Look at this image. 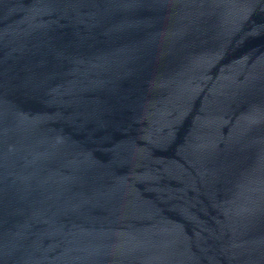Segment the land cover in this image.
Returning a JSON list of instances; mask_svg holds the SVG:
<instances>
[{
    "label": "water",
    "instance_id": "95a60500",
    "mask_svg": "<svg viewBox=\"0 0 264 264\" xmlns=\"http://www.w3.org/2000/svg\"><path fill=\"white\" fill-rule=\"evenodd\" d=\"M0 264H264V0H0Z\"/></svg>",
    "mask_w": 264,
    "mask_h": 264
}]
</instances>
